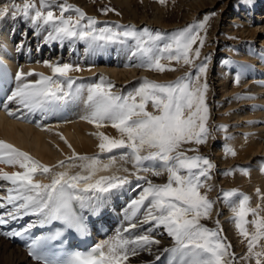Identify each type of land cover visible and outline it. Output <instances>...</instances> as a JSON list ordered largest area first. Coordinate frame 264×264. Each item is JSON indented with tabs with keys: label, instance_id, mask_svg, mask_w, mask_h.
I'll return each instance as SVG.
<instances>
[{
	"label": "snow or ice",
	"instance_id": "1",
	"mask_svg": "<svg viewBox=\"0 0 264 264\" xmlns=\"http://www.w3.org/2000/svg\"><path fill=\"white\" fill-rule=\"evenodd\" d=\"M54 2L40 0L38 7L35 0H24L22 5L0 8V19L9 15L12 18L22 16L35 28L50 29L48 41L81 40L89 45H104L126 44L131 40L134 42L131 55L139 60V67L163 73L166 70L175 71L172 67L175 61L182 66L196 67V73H186L169 83L144 78L135 90L122 95L114 92L115 85L104 77L99 83L77 85L76 78L70 73L80 69L71 64L45 62L52 75L19 70L15 74V88L7 96L9 101H15L30 113H55L69 102L84 98L86 92L85 103L89 111L82 118L97 129L111 125L119 133L117 137L106 135L103 131L94 133L100 141V153L112 154L114 150H122L123 154L119 157L109 155L104 162L99 156L79 155L73 150L68 157L71 163L66 165L62 160L56 165L81 170L70 174L68 171L53 172L52 167L42 164L29 153L0 140V164L23 169L14 173L0 170V179L13 186L8 190L6 203H0V208L11 206L5 214H0V225H7L23 216L38 217L40 227L60 222L63 225L61 230L32 240L31 254L41 264H129L130 259L141 251L150 252L153 245L161 243L154 236L161 228L175 241L174 247L165 249L170 253L168 264H236V255L231 250V243L222 235L220 221H216L215 229L202 222L211 219L214 208L215 202L202 190L208 187L207 180L215 165L206 156L188 155V152H198V148H185V145L206 144L210 135L208 122L211 113L207 103L209 85L206 77L207 61L211 57L206 56L199 65L196 61L205 45L211 17L206 15L200 22L166 34L148 27L137 30L135 25L100 27L95 17L88 16L68 0L56 5L60 10L57 15L50 10ZM244 2L252 3L253 0ZM158 3L166 5L168 0H158ZM110 11L115 10L104 9L105 13ZM68 12H74L75 16L65 15ZM215 15L212 13V16ZM194 45L198 46L194 48ZM33 75L38 79L29 80L28 77ZM235 83H240L239 76ZM149 104L152 111L148 110ZM227 151L236 155L231 148ZM119 162H130L135 171L129 172L122 164L118 167ZM112 169L128 174L113 173L97 178L98 173ZM240 171L248 174L247 169ZM140 173H150L155 177L166 173L167 181L154 183ZM37 174H51V182L37 181ZM132 178L137 182L143 181L146 186L141 187L137 198L128 205L125 214L127 227L86 252H76L65 259H49L39 251L51 241L63 243L65 231L87 235L88 223L83 210L87 209L91 215L100 214L109 195L132 185ZM208 191H211L210 187ZM223 195L231 200L241 194L228 191ZM261 198L264 199V196ZM250 201L249 196L242 195L232 209L239 235L247 242L248 255L242 259L255 258V264H264V216L260 214V206L253 208ZM249 215L253 217L251 221L247 219ZM248 224L254 226V231H249ZM145 225L150 227L143 233L134 237L125 235ZM35 226L36 223H30L22 230L6 235L24 236Z\"/></svg>",
	"mask_w": 264,
	"mask_h": 264
},
{
	"label": "rangeland",
	"instance_id": "2",
	"mask_svg": "<svg viewBox=\"0 0 264 264\" xmlns=\"http://www.w3.org/2000/svg\"><path fill=\"white\" fill-rule=\"evenodd\" d=\"M75 1H79L81 5L82 3H90L89 5L93 6L96 12H86L83 7L75 3ZM199 1L202 6L199 4L201 7L194 12L193 10ZM215 1L168 0L166 5L159 4L158 0H68V3L81 8L88 16L95 17L100 22L98 26L108 20L107 23H110L108 26H115L117 24L124 26L135 25L137 30L148 27L152 31H161L166 34H171L190 24L200 22L206 15L211 17L207 27L205 45L201 49L199 60L196 61V65H199L201 62L205 61L206 56L211 57V59L207 61L208 72L206 77L209 85L207 103L211 113L208 122L210 135L206 144L185 145V148H198V152H188V155L199 154L206 156L215 165L211 171L210 178L207 180V185L211 188V191H208V187L202 190L207 192L209 199L215 202L211 219H207V222L216 223L217 220L220 221V226L224 233L223 235H226L228 240H230L232 251L236 255V264H255V258L242 259L248 255L247 242L239 235L234 222L233 206H230V204H238L239 198L233 197L231 200H228L224 197L223 193L233 189V187L226 188L228 186L225 185V182L227 179H234V173L243 174L240 169H247L248 173H250L246 174L248 176L254 174L256 171L264 172V152H258L249 162L241 163V161H233L226 164L227 166L224 164L222 166L220 164L222 162L220 158H222L223 154L230 148L231 145L229 142H231L234 137H237L236 135L256 139L259 143H262L264 139V80H261L263 77L260 76L264 73V26H262L264 25V0H253L252 3H245L244 0H228L227 4H218L220 0ZM63 2L64 0H55L51 8L53 11H56L57 15L60 10L56 5ZM23 3L24 0H15L10 6L22 5ZM36 4L39 7L40 0H36ZM106 8H111L115 11L105 13L104 9ZM129 10L137 11V17H139L137 22L128 18L125 11L128 12ZM156 13H158V16L161 18L164 17L162 18L164 24L153 23ZM212 13H216V15L212 16ZM65 15L74 16L75 13L68 12ZM11 18L10 16L9 20H11ZM101 18L104 19L103 22L99 20ZM238 24H243L245 27L246 24H249L248 27H253V29L256 28L258 33L253 37L246 36L248 33L244 35L242 32L237 33L239 30L234 31L233 29L239 26ZM231 30L234 32H231ZM232 35H234V37ZM126 44L128 48L125 47V49L132 50L131 46L134 42L132 41V43L128 42ZM197 46L198 45H194V48ZM56 58H59L58 54ZM134 59L136 60L137 58L134 57ZM172 67L176 70H166L163 73L159 72L161 76L167 73L168 77L166 79L163 77L165 80L162 78V80L159 81L155 78L146 77L148 75L147 70H144L140 72L139 75L141 76L137 83L138 77H136V81L132 84L130 83L128 86L126 85L124 87L121 85L117 90H119L122 95H126L128 92L135 90L144 78L156 81L157 83H169L183 77L186 73H196V67L182 66L175 61L172 62ZM120 69L124 72L130 70L129 68ZM237 76L240 77V85L235 83ZM111 82L116 86H118V84H123V81L119 80ZM235 86L237 87L235 88ZM221 93H224V95L220 96ZM148 110H153L151 104L148 105ZM236 113L247 114L248 116L250 114L252 117L250 116L248 119H238L236 118ZM220 116L225 120L220 121ZM242 125L243 127L245 126V128H243ZM248 125L252 126V128ZM50 144L52 150H55L54 152L61 153L55 141L50 140ZM120 153L123 154V152H118L116 156L118 157ZM76 163H78V161ZM120 164L126 165V163L123 164V162H120ZM127 165L130 168L129 172L135 171L133 165ZM246 175L243 174L241 176L242 179L247 182L249 178ZM37 177L43 178L44 175L38 174ZM236 187L234 191L246 189L243 182L237 184ZM237 192H240V190ZM262 193L264 194V192ZM260 195L261 194L255 197L252 194L250 198L254 200L253 208L260 206V214L264 216V202ZM247 219L251 221L253 217L249 215ZM206 226L208 227L209 225ZM247 227L249 231H254L253 225L248 224ZM209 228L215 229L216 227L209 226Z\"/></svg>",
	"mask_w": 264,
	"mask_h": 264
},
{
	"label": "bare ground",
	"instance_id": "3",
	"mask_svg": "<svg viewBox=\"0 0 264 264\" xmlns=\"http://www.w3.org/2000/svg\"><path fill=\"white\" fill-rule=\"evenodd\" d=\"M11 1L12 0H1V2L7 3L8 5L11 3ZM70 1H73V0H70ZM75 3L81 5L79 1H75ZM220 3L227 4L228 0H220L218 4ZM89 4L82 3L81 6L88 13L96 12L95 8H93V6H90ZM199 4H200V1L195 6L193 10L194 12H196L198 8L202 6L201 4H200L201 6H199ZM125 12L128 15V18H131L132 21H135V22L138 21L139 17H137V11L129 10L128 12L127 11ZM158 15L159 14L156 13L153 23L164 24V21L162 19L164 17L161 18ZM6 20H7L6 17L3 19H0V56L5 61L11 63V67L17 73V69H16L17 66L13 63V61H15V59L18 58L19 55H21L22 53L25 54V56H27L31 52L32 46L29 47L27 39L22 40L20 38L21 36L17 39L18 44L17 45L13 44L12 46L11 39H10L11 34H9L8 32L6 34V32H4V29H3V24L6 22ZM123 20H126V19H123ZM18 23H19L18 21L13 22L12 30H16L15 26H17ZM28 23L29 21H27L24 30H27ZM248 26L249 24H246V27L242 24V25L236 26L233 30L234 31L239 30L237 31V33L242 32L243 35L248 33L246 36H249V37L255 36L258 33V30H256V28L253 29V27L250 28ZM30 30H33L32 34H34L37 28H35V26L34 27L32 26ZM233 30H231V32H234ZM48 31H50V29H47L43 33H40L41 34L40 38H41L42 43L44 42L46 43V45L48 44L50 47H52L55 42L60 43V44L62 43V41H58V40L48 41L47 40ZM12 34H15V32L12 31ZM232 36L234 37V35ZM77 41L76 43L72 41L70 44H68V51H70L72 55L69 57V59H66L68 60L67 62L62 63V64H71L73 65L74 68L80 69V71L71 72L70 75L72 77L91 76L92 74L97 73V75L99 76L101 75L102 77L106 78L108 81L110 80L111 81H114V80L123 81V84L121 85H128L130 83L132 84L133 82L136 81V77L140 74V72L141 71L143 72L144 70H147L148 75L146 77L155 78L156 80H159V81L162 80L163 77H165V79L168 77L167 73L166 75L161 76L159 72H155V71H151L149 69L143 68V67H139L138 66L139 60L138 59L135 60L134 57L131 55L132 50L125 49V47L128 48L127 44L119 45L118 43H108L104 45H91L88 51L86 49L87 44H82L83 46L80 48V45L77 43ZM72 48H73V51H72ZM73 55L74 56L77 55V58L72 59ZM30 60L31 61H29L28 66L30 68H33V70L38 68V70H41L43 72H46L49 74L52 73L51 68L46 67V65L40 66L37 60H35V57H33V59H30ZM63 60H65V57H63ZM120 68H129L130 70H127L126 72H124ZM236 87L237 86H235V88ZM115 88L119 89L120 88L119 84L118 86L115 85ZM129 91H130V87H129ZM223 95L224 93L220 94V96H223ZM86 96H87V93L85 92L84 98H81L76 101H71L68 104L64 105L62 108L67 106L66 110L68 111L67 112L68 115L64 117L63 119L69 118V120L59 121V125L52 127V128H49L52 126L51 122L53 123V121H51L50 119V117L53 116L51 115V113L42 114L41 112H39L40 115L38 116V119L35 118L34 120H32L31 123H28L29 122L28 120H30V118L28 117H30L33 113H30L26 108H23L17 103L14 104L16 105L15 107L9 108L7 111H5L7 108V105H6L7 101H4L2 108L0 109V140L6 141L7 143L14 145L16 148H19L21 151L24 150V151L31 152L35 157H37L41 161L42 164L52 167L53 172L68 171L70 174H75L76 172L81 171L79 168H75V167H72V168H69L67 166L64 168L56 167V165H58L59 162L62 160L66 162V165L68 163H71L68 161V157L72 155L73 150L79 155L99 156L101 160H103L104 162H107L109 155H116V153L113 152L112 154H107V153L101 154L98 148V144L100 141L97 138V136L94 135V133L98 131H103L106 135L113 136V137L119 136V133H118V130L111 127V125L103 127L101 129H97L94 124L89 123L87 120L81 117L82 115L84 117L85 115L88 114V110H87L88 106L84 101ZM12 110H15V113L18 115L16 116L12 115L10 113ZM74 112H77L76 116L78 118L77 117L73 118ZM235 115H236V118L238 119L240 118L248 119V117L251 116L250 114L248 116L247 114H241V113H236ZM219 120L223 121L225 119L222 116H220ZM36 123L41 126L48 127V128L45 130L37 129L38 127ZM54 123L56 125L57 121L54 120ZM243 128H245V126ZM250 128H252V126H250ZM236 136L237 137H234L236 139L233 138L234 140L232 139V141L229 142V144L231 145L230 148L235 151L236 155L233 156L228 151H226L225 154H223V157L221 156L222 158H220V160L222 161L220 164L222 166L223 164L226 165L233 161H236V162L241 161V163L249 162L254 157V155H256L258 152H264V139H263V142H262L263 144H262V143H259V141H257L256 139H250V138L241 137L238 135ZM61 137H63V139ZM50 140L51 141L53 140L57 143V147L61 151V153H57V152H54L55 150H52L50 146L51 145ZM69 145H71V147H69ZM123 164L125 163L123 162ZM127 164L132 166L130 162L126 163V165ZM120 165L121 164L119 162L117 166L119 167ZM126 165H122V166L130 169L129 166L128 165L126 166ZM0 170H3L4 172H7V173H14V172H22L21 170L23 169L19 168V166L11 167V165L0 164ZM106 173L109 175H112L113 173H116L118 175L128 174L122 171L116 172V169H112L109 172L98 173L97 178H99V176L104 175ZM241 175L243 174L234 173V176H235L234 179H231V180L227 179V181L225 182V185H227L228 187L226 188L233 187V189L228 190V191H234L235 188H237L236 185L243 182L246 189L245 190L238 189L240 190V192L238 193L241 194L240 196H238L239 199L242 198V195H247L250 197L253 194L256 197L257 195L261 194L260 197L264 196V194H262V192H264V172L256 171L254 174L249 175V176L245 174L249 178L247 182L246 180L242 179ZM37 176L38 175H36L35 179L37 180V178H39V181L42 183H50L49 181H51V178H52L51 174L44 175L43 178H40ZM145 176L151 179L154 183H165L167 180L166 173L160 177L152 176L150 173ZM132 179H133L132 185H128L125 187V189L120 190L118 192H114L109 195L106 206L101 210V213L99 216L100 221L96 225L97 232H99L98 230H99L100 222L111 225L112 232L121 231L123 228L127 227V226H124L126 221H124L122 224L116 225L118 224L120 220H118L116 215H113L111 213L112 209L109 207L112 206L110 203L116 204V202H118L119 204H121L119 200L125 202V198L127 199L137 198L139 192L133 191V188H132V186L136 185L137 181L134 178ZM8 186H11V184H9ZM257 190H259V192L261 193H259ZM8 192L9 191H7V193ZM87 195H91V193H88ZM262 201L264 202V199H262ZM3 202H6V201L4 200L0 201V203H3ZM130 202H125V203L129 205ZM253 202L254 200L252 199L251 200L252 207H253ZM128 205H124V208H125L124 212L128 211L127 209ZM235 205L236 204H230V206H233V207ZM121 206L122 204L120 205V207ZM86 211L88 210L85 209L84 212ZM203 223L205 225H209L210 227L212 226V227L217 228L216 223H211L210 221L207 222V220H204ZM148 227H150V225H145L144 229ZM219 227L221 226L219 225ZM144 231L138 228V229L132 230L131 233H125V235L126 236L131 235L132 237H134L135 235L141 234ZM6 233H9V230L7 228L0 227V264H40V263H37L35 261L28 259L24 250L21 249L17 244L12 243L11 236L6 235ZM107 234L105 233V235ZM223 234L224 233L222 232V235ZM108 236H113V235H108ZM154 236L156 239H159L161 243L159 245H153L150 252L141 251L139 255L134 256L130 259L129 264H168V261L170 259V253L166 252L165 249L174 247L175 241L167 235V233L164 231L163 228L158 229L154 233ZM223 236L227 238L228 242H230V240H228V237L226 235H223ZM157 257H159V259H157Z\"/></svg>",
	"mask_w": 264,
	"mask_h": 264
}]
</instances>
